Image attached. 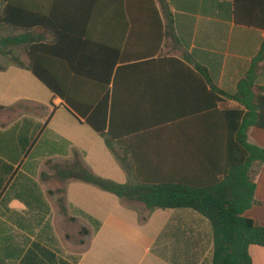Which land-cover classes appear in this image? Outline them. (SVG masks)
Instances as JSON below:
<instances>
[{
    "label": "crops",
    "instance_id": "0c3cea01",
    "mask_svg": "<svg viewBox=\"0 0 264 264\" xmlns=\"http://www.w3.org/2000/svg\"><path fill=\"white\" fill-rule=\"evenodd\" d=\"M7 1L27 11L33 37L43 36L17 49L21 62L57 93L33 72L0 58L6 67L0 71V119L18 114L0 127V161L12 167L0 188V257L13 251L7 236L14 245L33 241L45 223L64 249L40 183L56 185L47 193L59 188L41 176L51 177L55 163L71 162L74 149L95 174L120 184L130 178L196 187L222 178L230 136L219 113L243 110L222 93L235 94L248 75L255 88H264V60L253 67L264 43V0ZM24 104L39 106V116ZM99 107L109 112V131L124 167L85 122ZM25 134L31 146L22 150ZM248 142L264 149V129L250 128ZM56 157L61 160H52ZM43 160L52 173L36 179L33 170ZM250 177L255 203L244 216L264 227V164H255ZM13 200L27 210L9 208ZM65 200L68 215L56 204L57 213L70 222L81 219L79 235L88 230L76 255L70 248L62 257L78 256L77 264H170L151 249L171 220L180 227V240L196 242L200 256L206 249L201 259L210 254V226L191 210L156 209L141 223L143 205L127 208L115 195L81 181L66 183ZM80 212L98 220L100 228L95 231ZM19 230L27 233L26 241L12 236ZM249 254L253 264H264V246L252 245Z\"/></svg>",
    "mask_w": 264,
    "mask_h": 264
},
{
    "label": "trees",
    "instance_id": "16d2710c",
    "mask_svg": "<svg viewBox=\"0 0 264 264\" xmlns=\"http://www.w3.org/2000/svg\"><path fill=\"white\" fill-rule=\"evenodd\" d=\"M30 25L26 10L21 11L7 0H0V58L6 60L7 65H16L33 72L56 94L50 83L43 80L31 65L21 62L17 53L18 48L27 49L31 42L43 39V36L35 38L29 33ZM17 30H22V33L15 32ZM262 60L264 43L253 60V67ZM5 68L0 66V71ZM222 95L237 101L243 107V110L219 113L226 121L230 136L229 156L219 174L222 178L196 187L173 183L133 182L130 178L126 183L120 184L95 174L83 160L84 154L74 149L71 162L55 163L51 166V177L45 174L41 176L42 180L52 179L60 184L55 191L49 192L50 195H57L55 202L59 213L68 215L65 202L66 183L81 181L115 195L127 208H133L135 203L143 205L147 213L139 216L141 223H145L150 212L156 209L191 210L204 218L210 226L211 250L209 256L203 259L201 257L206 249H200V256L198 250H195L196 242L180 240V227L172 220L160 232L151 251L170 264H253L249 248L252 245L264 246V227L255 225L244 213L255 203V184L251 180L250 172L255 164H264V149L248 142V131L252 127L264 129V88H255L254 78L248 75L238 83L235 94ZM212 97L217 101L215 95ZM5 109L10 111L13 107ZM85 122L99 134L111 155L124 167V161L118 154L116 142L109 131L110 118L107 109H95L85 118ZM20 139L22 150L31 146V138L26 134ZM0 170L3 174L0 178L1 188L12 167L0 161ZM80 214L95 231L100 228L101 223L98 220L83 212ZM71 220L74 221V218ZM81 234L88 235V230L82 228ZM5 242L13 251L10 255L0 257V264H7L6 261L10 259L16 264H77L79 260L78 256L62 258L59 255L60 249L49 223L44 224L33 241L14 245L7 236Z\"/></svg>",
    "mask_w": 264,
    "mask_h": 264
},
{
    "label": "rangeland",
    "instance_id": "374dc122",
    "mask_svg": "<svg viewBox=\"0 0 264 264\" xmlns=\"http://www.w3.org/2000/svg\"><path fill=\"white\" fill-rule=\"evenodd\" d=\"M26 110L28 111L29 109L32 110V112L30 114H32L33 116H39L40 114V109L39 106L34 105V104H24ZM18 116V114L12 115L10 117H4L0 119V127L1 126H7L8 124L13 123L14 119ZM52 160H57L60 161L61 159L56 157V158H52ZM48 162L47 161H40L38 163V165L36 166V171L34 168V173H35V177L36 179H38V176L41 172L46 171V173H52L51 170L48 169ZM33 169V167L31 168ZM42 190L46 193L47 198H48V202L50 204L51 207V221L52 218H54L53 222H52V227L54 230V234L56 233L57 237L59 238V240L61 239V242L63 243L64 249L60 248V255L61 257H67V253L68 251H70L69 249L72 248L74 250V255H76V253L78 252V250L75 249V246H77V244L81 241L80 239H83L84 236L83 235H79L77 232L80 230V226L82 224H84V222L80 219L78 222H70L68 218L62 217L57 213V207H56V203L54 201V199L57 197L54 196L51 197V195L49 193H47L50 190H54V188L56 187V185L52 182H48V183H40ZM1 197L2 195L0 194V208H1ZM0 218H1V214H0ZM1 221H0V226H1ZM8 228H10V226H7ZM38 228V227H37ZM11 232V231H10ZM12 236L15 238V240H19V241H26V239H28V237H26L25 234L22 232L21 230L19 231H13V233H11ZM60 247V246H59Z\"/></svg>",
    "mask_w": 264,
    "mask_h": 264
},
{
    "label": "clouds",
    "instance_id": "9594fccd",
    "mask_svg": "<svg viewBox=\"0 0 264 264\" xmlns=\"http://www.w3.org/2000/svg\"><path fill=\"white\" fill-rule=\"evenodd\" d=\"M8 206H9V208H12V209L17 210V211H21V210L26 211L27 210L26 205H24V204H22L16 200L11 201Z\"/></svg>",
    "mask_w": 264,
    "mask_h": 264
}]
</instances>
